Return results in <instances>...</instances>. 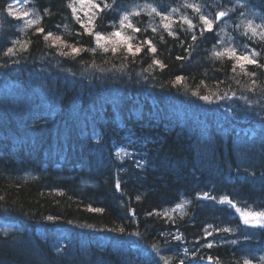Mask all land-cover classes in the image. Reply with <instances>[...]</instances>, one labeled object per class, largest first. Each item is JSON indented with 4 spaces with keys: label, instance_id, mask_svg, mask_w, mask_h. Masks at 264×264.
<instances>
[{
    "label": "trees",
    "instance_id": "obj_1",
    "mask_svg": "<svg viewBox=\"0 0 264 264\" xmlns=\"http://www.w3.org/2000/svg\"><path fill=\"white\" fill-rule=\"evenodd\" d=\"M188 4L227 15L201 37ZM261 33L264 0H0V264H264V218L221 203L264 212Z\"/></svg>",
    "mask_w": 264,
    "mask_h": 264
},
{
    "label": "snow or ice",
    "instance_id": "obj_2",
    "mask_svg": "<svg viewBox=\"0 0 264 264\" xmlns=\"http://www.w3.org/2000/svg\"><path fill=\"white\" fill-rule=\"evenodd\" d=\"M186 7H190L192 8L196 13L200 14L199 15V20L200 22L202 23L203 27L201 28V31H200V36L203 37L204 36V33L205 32H212L213 31V24L217 21H220L222 17H225L227 15V12L225 11H220L218 12L214 18H209L208 16L204 15L201 13V9L199 6L197 5H192V4H188V5H185ZM68 7L72 9V13H73V16L76 17V13H77V9L76 7L73 6L72 3H69L68 4ZM92 7H95V8H99V5L93 3L92 4ZM111 5H108V4H105L104 5V8H110ZM153 11H156V9H153ZM8 14L9 15H13L15 16V10L13 9V6L12 5H9L8 6ZM29 15V13L27 11H24L21 13L20 16L16 17L17 19H22L23 17H27ZM157 15H160L159 12H157ZM77 18V22H80L79 20V17H76ZM163 19H168L167 16H164ZM128 22V15H124L122 16L121 20H120V24L121 26L123 27L125 25V23ZM185 22L188 23L189 25V31H191V29L193 27H195V25L192 24V22L190 20H187V18H185ZM36 23H39V20L36 19V20H29L27 21V24L28 25H31V24H36ZM81 27H84L85 28V31L88 32L89 29L86 25H84L83 23H81ZM127 27L128 28H132L133 31L135 32H139L140 29L138 28H134V26L128 22L127 23ZM164 29L166 31H168V34L169 36H173L175 38V33H173L171 30H170V25L169 24H164L163 25ZM262 27L261 25H253L251 21L248 22V25H247V30L251 31L253 35H256V29L257 28H260ZM38 32H43V28H38L37 29ZM153 31H155V29H153ZM89 34H92L91 32H89ZM112 36H119L120 35V32H113L111 34ZM262 36H264V33H261ZM52 36V33L49 32L45 37L44 39L47 41L50 37ZM94 37H95V41H96V45H97V48L99 49H102L103 52H108L109 51V47L106 46L105 44H102L101 41L102 40H105V36L103 33L101 32H95L94 33ZM61 38L59 36H56L55 37V41H59ZM128 39H131V38H128ZM161 39H163V37H161ZM191 39L192 41L195 43L198 39L197 35L195 33L192 34L191 36ZM144 44H147L149 46V51L152 52V53H155L156 52V48L152 45V42L151 40H148V39H145L143 41ZM26 47V46H25ZM71 47V51L74 53V54H78V52L80 51L78 48H75V47H72V46H69ZM191 47V46H190ZM91 51L95 52L96 49H91ZM111 51L113 54H115L117 51H118V48L113 46L111 48ZM127 51L129 53H131L132 55H136L137 53H139L141 51V48L140 47H137L135 52H132V47H131V44H128L127 46ZM227 54L229 55V58H235V60L239 63V62H246L247 64H256V60H255V53H252L251 56L249 55H243V56H238L236 55V52H235V49H231L230 52H228V50H226ZM5 55H12L14 54L13 53V48L9 47L7 49V51L4 53ZM62 55H68L67 52H62L61 53ZM225 53H222V52H214L213 55L216 57V58H221L222 55H224ZM153 64H158L160 65L161 67H163L162 64H160V61L159 60H153ZM242 66V65H241ZM259 66V65H258ZM235 67H236V64H233V70H235ZM243 67V66H242ZM254 75V73H253ZM182 78L181 77H177V81H180ZM201 99H204V100H209L210 98L208 96H202ZM117 187V190L120 189V185L119 183H117L116 185ZM202 198H209L208 197V194L207 193H204ZM137 199H139V197H137ZM227 201V203L233 207V208H236V205L232 203V201L228 200L227 197H224L222 198L221 200V203ZM181 207V205H177V208ZM91 211H96V212H100L102 211V209H99V208H96V209H90ZM236 211L239 212L241 214V218L243 219L244 223L247 224L249 223V216H252V217H261V218H264V212H260V213H245L242 209L240 208H236ZM152 213H149V215H151ZM164 215H167V212L164 213ZM48 219H52V217H48ZM120 231L122 232L123 229H120ZM223 231L225 232H228L229 229L228 228H225L223 229ZM134 235H138V234H134ZM206 235H211L210 232L206 233ZM176 239H179V237H176ZM213 245L211 242H209L206 247L208 248H211ZM163 259V257H162ZM209 260L212 259V257H209L208 258ZM262 260H264V257H261ZM165 264H167V260H165ZM180 264H183V261L180 262ZM244 264H249V261L248 260H245L244 261Z\"/></svg>",
    "mask_w": 264,
    "mask_h": 264
},
{
    "label": "bare ground",
    "instance_id": "obj_3",
    "mask_svg": "<svg viewBox=\"0 0 264 264\" xmlns=\"http://www.w3.org/2000/svg\"><path fill=\"white\" fill-rule=\"evenodd\" d=\"M11 94H12V92H10V91H2V90H0V102H5V103H7L9 100L11 101L12 100V98H11ZM246 115V114H245ZM247 117V116H246ZM242 119L243 120H245L244 119V117H242ZM241 134L242 135H245V132L244 131H241ZM3 142V141H2ZM2 142H0V145L1 146H3L1 143ZM149 159V156H145V161H147ZM21 162H23L22 160H21ZM157 180H159L158 182H159V184H158V189L160 188V187H165V185H164V183H165V175H163V176H161V177H158L157 178ZM250 195V194H249ZM249 195H247V192L246 191H243L242 193H241V195L238 197V200H243L246 196H249ZM241 206H238V205H236V208H240ZM180 209H184V206H182L181 205V207H179ZM236 208H235V210H236ZM244 211V210H243ZM237 212V211H236ZM239 213V212H238ZM240 214V213H239ZM241 215V214H240ZM70 236L71 237H74V234L73 233H70ZM28 238H30V237H28ZM27 238V239H28ZM33 246L31 245V244H29L28 242H26V240H24V239H22V244H21V246L18 248V254L20 255V254H29L30 253V250H31V248H32ZM4 249V251H6L5 250V248H3ZM1 253H3V250L0 248V254ZM9 253H10V251H9ZM0 259H2V258H0ZM4 264H6V263H4Z\"/></svg>",
    "mask_w": 264,
    "mask_h": 264
},
{
    "label": "rangeland",
    "instance_id": "obj_4",
    "mask_svg": "<svg viewBox=\"0 0 264 264\" xmlns=\"http://www.w3.org/2000/svg\"><path fill=\"white\" fill-rule=\"evenodd\" d=\"M14 10H15V13H16V9L15 8H13ZM89 9H88V7H85V14L87 13V11H88ZM238 102H236L235 104H233V106L232 107H236V109H239V107H238ZM226 108H228V107H226ZM119 152H120V154H125L126 153V149L125 148H121L120 150H119ZM174 234H176V233H174ZM173 234V235H174Z\"/></svg>",
    "mask_w": 264,
    "mask_h": 264
}]
</instances>
